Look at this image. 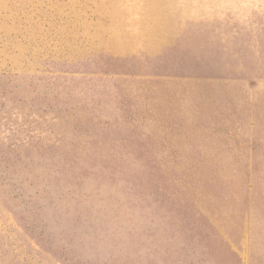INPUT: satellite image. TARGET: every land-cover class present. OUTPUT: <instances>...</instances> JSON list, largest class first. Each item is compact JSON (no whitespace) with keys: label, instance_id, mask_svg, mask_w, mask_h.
Here are the masks:
<instances>
[{"label":"rangeland","instance_id":"374dc122","mask_svg":"<svg viewBox=\"0 0 264 264\" xmlns=\"http://www.w3.org/2000/svg\"><path fill=\"white\" fill-rule=\"evenodd\" d=\"M0 264H264V0H0Z\"/></svg>","mask_w":264,"mask_h":264}]
</instances>
